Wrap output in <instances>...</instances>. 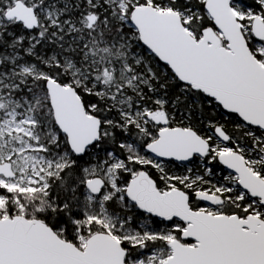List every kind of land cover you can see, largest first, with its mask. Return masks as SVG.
<instances>
[{
	"label": "snow or ice",
	"instance_id": "snow-or-ice-1",
	"mask_svg": "<svg viewBox=\"0 0 264 264\" xmlns=\"http://www.w3.org/2000/svg\"><path fill=\"white\" fill-rule=\"evenodd\" d=\"M0 264H264V0H0Z\"/></svg>",
	"mask_w": 264,
	"mask_h": 264
}]
</instances>
